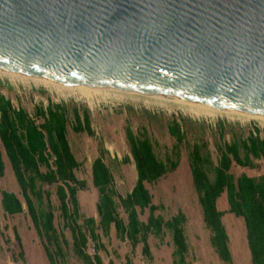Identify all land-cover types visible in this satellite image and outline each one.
Wrapping results in <instances>:
<instances>
[{"label": "trees", "instance_id": "1", "mask_svg": "<svg viewBox=\"0 0 264 264\" xmlns=\"http://www.w3.org/2000/svg\"><path fill=\"white\" fill-rule=\"evenodd\" d=\"M71 111L72 122L65 104L48 100L45 105L36 104L29 114L23 108L13 107L0 94V177L4 173L5 158L21 195L20 200L13 192L0 190V208L6 216L25 209L49 264H57V259L63 261L62 247L66 245L62 232L53 223L51 187L62 227L70 234L71 251L82 264H102L97 254L102 246L96 231L100 229L105 234L110 226L120 240L129 242L131 248L141 243V252L146 257H149L147 236L157 237L167 231L173 245L174 263H181L186 250L185 218L181 212L167 219L155 214L157 206L152 204L146 188L176 168L181 146L186 152L191 185L202 223L209 234L208 242L218 259L223 264H233L221 221L223 211L216 207L217 199L223 194L226 211L243 222L250 263L264 264V172L258 175L230 172L232 166L254 168L256 161L264 160V134L256 126L245 130L238 123L226 120H217L212 127L209 125L207 129L213 131V156L203 138L204 131L189 126L193 120L171 119L166 129L174 140L172 160L168 156L164 160L158 158L154 144L144 130L135 135L125 126L124 137L135 171L134 183L129 192L119 196L113 188L108 166L101 157H95L90 164V182L96 191L98 220L85 217L77 224L76 192L85 187V182L75 176L79 163L70 150L66 132L68 125L74 132L91 134V130L86 109L79 112L73 107ZM126 160L128 157H124L123 161ZM118 208L125 215V222L119 216ZM143 210L147 215L141 221L138 214ZM88 238L92 242L91 255L86 252ZM125 264H130L129 259Z\"/></svg>", "mask_w": 264, "mask_h": 264}, {"label": "water", "instance_id": "2", "mask_svg": "<svg viewBox=\"0 0 264 264\" xmlns=\"http://www.w3.org/2000/svg\"><path fill=\"white\" fill-rule=\"evenodd\" d=\"M264 116V0H0V68Z\"/></svg>", "mask_w": 264, "mask_h": 264}, {"label": "rangeland", "instance_id": "3", "mask_svg": "<svg viewBox=\"0 0 264 264\" xmlns=\"http://www.w3.org/2000/svg\"><path fill=\"white\" fill-rule=\"evenodd\" d=\"M37 77L0 70V94L9 100L13 107L23 108L29 114H32L36 104L45 105L48 100L54 103L61 102L67 108L70 122H72L73 107L79 112L83 109L87 110L91 134L84 131L74 132L69 125L66 132L70 150L79 163L75 176L85 182V187L76 192L79 215L76 219L77 224H81L82 218L85 217L98 220L95 212L96 191L90 182V164L95 157H101L108 166L113 179V188L119 196L129 192L134 183L135 171L124 137L125 126H128L135 135L144 130L154 144V152L161 160H164L165 156L171 160L174 159L172 151L174 140L166 129V124L171 119L193 120L188 123L189 126L204 131L203 138L208 142V148L213 156L215 155L212 145L213 131L207 128L209 125L212 127L217 120L236 122L245 130L256 126L264 134V119L251 116H227L199 109L197 111L200 113H195L196 110L192 111L190 107L178 102L124 92L95 91L91 97H86L78 93L70 83ZM236 128L235 125L234 129ZM186 133L188 137V131ZM124 157H128V160L123 161ZM4 164V173L0 177V190L13 192L21 200L5 158ZM255 164L254 168L232 166L230 172L234 175L241 172L247 175L263 173L264 160L256 161ZM146 188L151 195L152 204L157 206L155 214L167 219L181 212L185 218L183 230L186 250L179 264H223L209 245V234L201 220V212L191 185L183 146L180 147L176 168L156 182L146 185ZM50 193L53 223L66 240V245L62 247L63 261L57 259L56 263L82 264L71 251L70 234L67 228L62 227L63 221L59 218V212L56 209L57 201L53 187L50 188ZM216 207L223 211L221 221L227 235L232 263L251 264L242 220L226 211L227 205L223 194L217 199ZM118 214L125 222V215L119 208ZM146 215L147 211L143 210L138 214V218L144 221ZM96 232L98 242L102 246L97 250L102 264H107L109 261L112 264H125L126 259H129L130 264H175L176 259L172 255L173 245L167 231H163L157 237L151 234L147 236L149 257L141 252V243L131 248L127 240H120L112 226L105 234L100 229ZM92 249V242L88 238L86 252L91 255ZM38 257L42 258L43 264H47L41 242L25 209L23 208L21 213L12 216L4 215L0 209V264H41Z\"/></svg>", "mask_w": 264, "mask_h": 264}, {"label": "bare ground", "instance_id": "4", "mask_svg": "<svg viewBox=\"0 0 264 264\" xmlns=\"http://www.w3.org/2000/svg\"><path fill=\"white\" fill-rule=\"evenodd\" d=\"M0 70L8 71V72H12V73H18V74H29V75H33V76H39V77H44V78H49L46 76H40L37 73H27V72H20L14 69H9L7 67H2L0 68ZM38 78V77H37ZM40 79V78H39ZM55 80V79H54ZM60 81V80H58ZM63 82V81H62ZM66 83V82H65ZM70 83L77 91L78 93L86 96V97H91L92 94H94L95 91H99L101 93H105L108 91H114V92H124V93H128V94H135V95H140V96H145V97H149V98H155V99H159V100H163V101H173V102H178L180 104L186 105L188 107H190V109H192V111H197L198 109L201 111H208V112H215V113H221L227 116H251V117H256L259 119H264V116H260V115H245V114H241L239 112H232V111H227L215 106H206V105H198V104H194V103H189L186 101H183L181 99H177V98H172V97H166V96H160V95H154V94H146V93H140V92H135V91H129V90H125L119 87H112V86H105V85H88L85 83H81V82H67ZM98 94V92H97ZM103 95V94H102ZM105 95V94H104ZM195 113H200V112H196Z\"/></svg>", "mask_w": 264, "mask_h": 264}, {"label": "crops", "instance_id": "5", "mask_svg": "<svg viewBox=\"0 0 264 264\" xmlns=\"http://www.w3.org/2000/svg\"><path fill=\"white\" fill-rule=\"evenodd\" d=\"M0 209H1V208H0ZM1 212H2V211H1ZM43 253H44V252H43ZM44 256H45V255H44ZM38 259H39V257H38ZM41 259H42V258H41ZM41 259H39V261H40L41 264H43ZM45 259H46V257H45ZM46 261H47V259H46ZM47 264H49L48 261H47Z\"/></svg>", "mask_w": 264, "mask_h": 264}]
</instances>
